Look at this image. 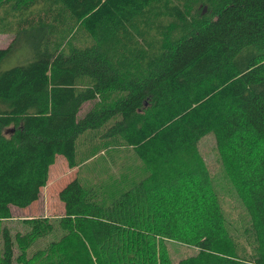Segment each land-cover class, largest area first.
<instances>
[{"label": "trees", "instance_id": "trees-1", "mask_svg": "<svg viewBox=\"0 0 264 264\" xmlns=\"http://www.w3.org/2000/svg\"><path fill=\"white\" fill-rule=\"evenodd\" d=\"M0 9L13 37L0 49V264H175L172 241L194 252L177 264H264V0ZM207 134L233 170L234 216L192 162ZM116 145L146 171L129 190L108 202L78 174L58 193L60 218L7 225L39 199L56 156L74 169Z\"/></svg>", "mask_w": 264, "mask_h": 264}, {"label": "rangeland", "instance_id": "rangeland-1", "mask_svg": "<svg viewBox=\"0 0 264 264\" xmlns=\"http://www.w3.org/2000/svg\"><path fill=\"white\" fill-rule=\"evenodd\" d=\"M4 11L8 10L0 9V14ZM10 38L13 37L0 35V48L7 47L10 44ZM14 40L10 47L13 60L20 54L22 49L21 39H16L14 36ZM11 66H14V64L6 65L7 68ZM108 99L110 98L105 96L102 102L105 103ZM91 107L90 103L84 105L79 116L82 117ZM199 142L198 148L191 154L192 162L194 164L197 162L198 165L204 168L206 180L210 181L212 192L216 195L217 202L222 207V210H224L226 215L234 216L237 211H240V206L236 199V193L232 189L233 182L227 176L233 173V170L231 169L230 172V169L224 163L222 165L219 162L220 156L217 154L215 141H213L210 134H207ZM121 154L125 155L122 148H119L117 145L116 147L110 146L99 152L88 163L78 164L74 169L68 166L63 157L56 156L53 163L48 167L46 183L40 189L39 199L27 208H12L13 219L7 225L12 227L13 232H16L17 230H21L22 225L20 223L24 220L43 217L49 220L60 218L64 214V205L59 200L58 193L69 181L76 178L78 174L86 176L87 179L84 185L87 189H91L94 182L101 186L103 195L106 198L105 201H113L117 196L129 190L132 183H137V178L144 176L146 173L142 169L140 162H135L131 158L125 161ZM86 166L91 169L88 176L84 172ZM96 179H98L97 182ZM171 244L165 245L169 261L177 264L187 257L191 258L194 256L192 249L180 244Z\"/></svg>", "mask_w": 264, "mask_h": 264}, {"label": "crops", "instance_id": "crops-1", "mask_svg": "<svg viewBox=\"0 0 264 264\" xmlns=\"http://www.w3.org/2000/svg\"><path fill=\"white\" fill-rule=\"evenodd\" d=\"M5 36H7V35H5ZM10 40H11V38H10ZM8 47V46H7ZM7 47H5V48H7ZM0 49H4V48H0ZM131 149H129V150H126V149H122V151H123V153H125V155H123V154H121V156H122V158L125 160V161H128L129 160V157H130V155H131V151H130ZM73 180V179H72ZM136 180H139V178H137ZM132 185H133V183H132ZM131 185V186H132ZM130 186V187H131ZM36 202V201H35ZM35 202H33V203H35ZM32 205V204H31Z\"/></svg>", "mask_w": 264, "mask_h": 264}]
</instances>
